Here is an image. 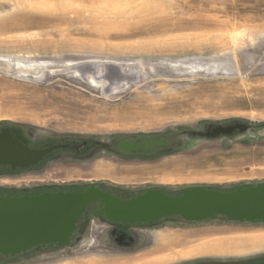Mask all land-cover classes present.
<instances>
[{"label": "rangeland", "instance_id": "1", "mask_svg": "<svg viewBox=\"0 0 264 264\" xmlns=\"http://www.w3.org/2000/svg\"><path fill=\"white\" fill-rule=\"evenodd\" d=\"M15 1L28 0L0 3ZM38 1L0 14V127L24 132L46 158L0 177V186L78 192L93 184L128 199L264 183V0H96V9ZM234 122L246 130L204 135ZM99 208H86L68 244L0 254V264L264 261V221L124 228ZM203 247L213 249L194 253Z\"/></svg>", "mask_w": 264, "mask_h": 264}, {"label": "water", "instance_id": "2", "mask_svg": "<svg viewBox=\"0 0 264 264\" xmlns=\"http://www.w3.org/2000/svg\"><path fill=\"white\" fill-rule=\"evenodd\" d=\"M243 123L217 125L208 137L246 130ZM163 141L127 143L128 151L147 150ZM99 202L97 214L117 227L152 225L160 219L198 222L224 216L229 220L264 221V183L228 191L209 186L184 187L171 195L148 189L128 199L119 198L93 184L78 192H43L20 197H0V254L14 255L39 245L68 244L86 208ZM257 264H264V261Z\"/></svg>", "mask_w": 264, "mask_h": 264}, {"label": "bare ground", "instance_id": "3", "mask_svg": "<svg viewBox=\"0 0 264 264\" xmlns=\"http://www.w3.org/2000/svg\"><path fill=\"white\" fill-rule=\"evenodd\" d=\"M82 1L83 4L80 5L81 8L96 9V7L99 5V3H96V0ZM40 5L41 2L38 0L0 3V14L5 13L7 10L9 11L11 9L14 10L25 7H39ZM42 153V151H29L28 149L24 148L18 141L11 137L9 133H4L0 137V163H11L13 165L27 164L31 160L38 159L42 155ZM211 249L213 248L203 247L199 248L194 253H207L210 252Z\"/></svg>", "mask_w": 264, "mask_h": 264}, {"label": "flooded vegetation", "instance_id": "4", "mask_svg": "<svg viewBox=\"0 0 264 264\" xmlns=\"http://www.w3.org/2000/svg\"><path fill=\"white\" fill-rule=\"evenodd\" d=\"M4 133H9L11 135V137H13L16 141H18L24 148L28 149L29 151H42L43 153L38 159L31 160L27 164L13 165L11 163H0V177L6 176L9 174H14L17 172H22V171H25L28 169H33L36 167L38 168L39 166L42 165V163L45 161V158H46L45 157L46 151L42 149L40 144H35L32 141H30L29 139H28V141H26L27 140L25 138L26 136H24L26 134L24 132H20V130H18L17 128H12V127H7V126L0 127V137ZM46 191L55 192V191H59V189L56 188V189H43L41 191H33V190L22 191L21 189H17V188L9 189V188H4V187L0 186V197L8 198V197H20V196H27V195H36V194H40V193H43ZM84 214H86V213H84ZM78 224H77L76 230L78 228ZM74 233H73V235H74ZM259 262H262V261H257V262L249 263V264H257Z\"/></svg>", "mask_w": 264, "mask_h": 264}, {"label": "trees", "instance_id": "5", "mask_svg": "<svg viewBox=\"0 0 264 264\" xmlns=\"http://www.w3.org/2000/svg\"><path fill=\"white\" fill-rule=\"evenodd\" d=\"M148 149H149V148H148ZM148 149H147V150H148Z\"/></svg>", "mask_w": 264, "mask_h": 264}]
</instances>
